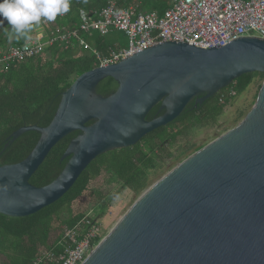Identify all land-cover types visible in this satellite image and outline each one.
Segmentation results:
<instances>
[{
    "label": "water",
    "instance_id": "water-1",
    "mask_svg": "<svg viewBox=\"0 0 264 264\" xmlns=\"http://www.w3.org/2000/svg\"><path fill=\"white\" fill-rule=\"evenodd\" d=\"M253 73L264 74L257 38L210 50L164 43L82 74L47 127H23L0 150L39 135L23 161L0 167V215L26 218L53 205L99 156L134 147ZM107 78L117 89L103 97L96 89ZM156 106L160 115L146 121ZM72 133L61 173L31 186L51 149ZM82 264H264V80L247 117L144 191Z\"/></svg>",
    "mask_w": 264,
    "mask_h": 264
},
{
    "label": "trees",
    "instance_id": "trees-1",
    "mask_svg": "<svg viewBox=\"0 0 264 264\" xmlns=\"http://www.w3.org/2000/svg\"><path fill=\"white\" fill-rule=\"evenodd\" d=\"M108 1L70 0V11L67 14L62 17L58 15L55 21L45 22L46 37L58 31L77 29L80 11H98ZM114 1L117 7L133 6L146 13L156 11L162 14L167 9L158 7L156 0ZM8 27L7 21L0 26V51L28 41L24 38H13L9 41L6 35ZM86 39L91 49L103 58L107 56L109 49L101 37ZM72 43L75 42L72 40ZM73 48L64 49L55 44L47 48L41 56L14 61L0 71V150L7 139L23 127H47L58 108L61 94L76 78L98 67L94 55ZM255 79L263 81L264 74L243 75L202 105L196 108L189 105L175 122L148 134L134 147L99 156L60 200L38 213L26 218H7L0 215V264H32L41 251L57 257L64 246L63 232L72 229L85 217L86 199L91 197L88 186L102 172L111 174L129 191L139 193L146 187L149 172L156 169L157 160L161 156L170 158L169 148L186 129L214 125L231 100L242 94ZM116 89V83L107 78L99 83L96 93L106 97ZM157 109L158 106L153 108L145 120L151 121L155 118ZM77 134L68 135L51 149L30 178L31 186L41 188L57 178L67 162H60V159ZM38 139L37 133L22 135L0 156V167L23 161ZM95 241L97 243L99 239Z\"/></svg>",
    "mask_w": 264,
    "mask_h": 264
},
{
    "label": "built area",
    "instance_id": "built-area-1",
    "mask_svg": "<svg viewBox=\"0 0 264 264\" xmlns=\"http://www.w3.org/2000/svg\"><path fill=\"white\" fill-rule=\"evenodd\" d=\"M78 19L77 29L58 31L44 40L34 38L0 51V71L14 61L41 56L55 44L90 52L98 67H107L164 43L210 50L242 38L264 41V0H170L162 14L138 12L132 6L120 8L109 0L98 11H80ZM110 31L123 34L127 48L110 49L103 58L84 37H105ZM99 233V224L86 214L63 232L64 246L57 257L41 251L32 264H82L96 247Z\"/></svg>",
    "mask_w": 264,
    "mask_h": 264
},
{
    "label": "rangeland",
    "instance_id": "rangeland-1",
    "mask_svg": "<svg viewBox=\"0 0 264 264\" xmlns=\"http://www.w3.org/2000/svg\"><path fill=\"white\" fill-rule=\"evenodd\" d=\"M155 4L162 9L168 4V0H156ZM46 21L42 19L39 25L33 27L29 37L32 39L34 37L38 41L40 38L44 40L46 38L44 33ZM92 37L84 38L89 43L86 38ZM94 37H97V35H94ZM105 37L104 39L107 41L113 39L116 49L127 48V40L123 34L110 31ZM74 48L75 50L79 49L76 46ZM262 82L259 79H255L242 94L234 97L229 105L224 108L222 115L218 117L214 125L186 129L184 134L169 148L170 158L161 156L157 160L156 169L149 172L146 187L139 193L129 191L111 174L102 172L100 177L88 186L91 197L86 199V208L84 210L85 215H89L90 218H93L99 224L100 233L97 244L107 236L144 191L157 183L194 151L240 124L251 111Z\"/></svg>",
    "mask_w": 264,
    "mask_h": 264
},
{
    "label": "clouds",
    "instance_id": "clouds-1",
    "mask_svg": "<svg viewBox=\"0 0 264 264\" xmlns=\"http://www.w3.org/2000/svg\"><path fill=\"white\" fill-rule=\"evenodd\" d=\"M69 11L70 0H0V26L7 21L9 41L29 39L33 26L39 25L42 19L55 21L58 15Z\"/></svg>",
    "mask_w": 264,
    "mask_h": 264
},
{
    "label": "crops",
    "instance_id": "crops-1",
    "mask_svg": "<svg viewBox=\"0 0 264 264\" xmlns=\"http://www.w3.org/2000/svg\"><path fill=\"white\" fill-rule=\"evenodd\" d=\"M169 3H170V0H168V4L165 6V7H168L169 6ZM133 7V6H132ZM164 7V8H165ZM133 8H135V7H133ZM136 10H137V8H136ZM138 11V10H137ZM138 12H141V11H138ZM152 12H156V11H152ZM157 13V12H156ZM109 34V33H108ZM107 34V35H108ZM106 35V36H107ZM94 37V36H93ZM92 37V38H93ZM98 37V36H97ZM101 38H103V42H104V44H105V46H106V48H108L109 50L110 49H116V47L114 46V44L115 43H113V39H109V41H107V40H105L104 39V37H101ZM106 38V37H105ZM33 39H34V37H33ZM28 40H32V38H30V39H28ZM74 49V48H73ZM79 50V49H78ZM78 50H76V51H78Z\"/></svg>",
    "mask_w": 264,
    "mask_h": 264
},
{
    "label": "flooded vegetation",
    "instance_id": "flooded-vegetation-1",
    "mask_svg": "<svg viewBox=\"0 0 264 264\" xmlns=\"http://www.w3.org/2000/svg\"><path fill=\"white\" fill-rule=\"evenodd\" d=\"M158 115V113H156V116Z\"/></svg>",
    "mask_w": 264,
    "mask_h": 264
}]
</instances>
